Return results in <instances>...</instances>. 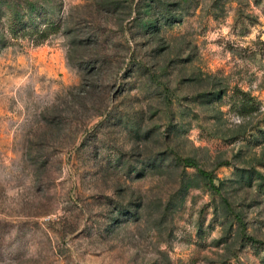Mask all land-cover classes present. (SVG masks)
Instances as JSON below:
<instances>
[{
	"label": "rangeland",
	"instance_id": "1",
	"mask_svg": "<svg viewBox=\"0 0 264 264\" xmlns=\"http://www.w3.org/2000/svg\"><path fill=\"white\" fill-rule=\"evenodd\" d=\"M0 264H264V0H0Z\"/></svg>",
	"mask_w": 264,
	"mask_h": 264
},
{
	"label": "trees",
	"instance_id": "2",
	"mask_svg": "<svg viewBox=\"0 0 264 264\" xmlns=\"http://www.w3.org/2000/svg\"><path fill=\"white\" fill-rule=\"evenodd\" d=\"M59 23H56V22H49L46 24V26L44 27V29H42L41 31V35L43 37H47L46 35L47 34H50V33H53V32H56L58 31L59 29Z\"/></svg>",
	"mask_w": 264,
	"mask_h": 264
}]
</instances>
